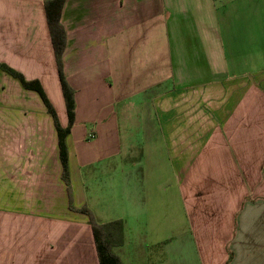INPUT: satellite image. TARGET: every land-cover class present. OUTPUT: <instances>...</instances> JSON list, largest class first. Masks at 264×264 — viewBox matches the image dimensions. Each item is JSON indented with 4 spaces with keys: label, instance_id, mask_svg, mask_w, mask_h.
<instances>
[{
    "label": "crops",
    "instance_id": "1",
    "mask_svg": "<svg viewBox=\"0 0 264 264\" xmlns=\"http://www.w3.org/2000/svg\"><path fill=\"white\" fill-rule=\"evenodd\" d=\"M44 1L0 0V62L38 80L66 126ZM60 22L74 90L64 138L73 207L86 205L75 199L76 169L138 155L136 187L126 171L127 202L111 219L130 223L144 250L168 240L153 264H264V0H64ZM0 89L10 112L0 141L15 159L1 169L11 190L0 200V264H99L88 217L69 208L51 115L1 70ZM99 139L104 147L87 146ZM36 178L42 195L24 199L20 181ZM179 197L180 244L162 239L176 228ZM125 244L124 233L112 248L122 264Z\"/></svg>",
    "mask_w": 264,
    "mask_h": 264
},
{
    "label": "rangeland",
    "instance_id": "2",
    "mask_svg": "<svg viewBox=\"0 0 264 264\" xmlns=\"http://www.w3.org/2000/svg\"><path fill=\"white\" fill-rule=\"evenodd\" d=\"M0 92H1V89H0ZM4 97L5 95L3 92L2 103H0V108L3 109V111L0 110V125H2V122H3L2 120H10V112L7 111V108L2 105L4 104ZM8 100H9L8 98L5 100L7 104L9 102ZM51 100H52L53 106L55 107L57 111L59 120L61 122L63 120V105L59 104L57 100L52 96H51ZM36 104H37V101L36 103L34 102V105ZM48 117L50 118V116ZM61 124L65 126L64 121H62ZM1 130L2 128L0 126V131ZM122 130L123 128H119V132H120L119 135L120 137H125L126 133H123ZM138 132L139 131H137V129H133L132 133L129 134V136L136 139L138 137ZM100 139L98 140L99 144H97L99 145L98 148H93L92 146H95V145L92 142L90 143V145L92 146H89V145L87 146L91 150L93 149L96 150V149H100L101 147H104L105 144L101 142V140L103 139L101 140ZM13 146L14 145L10 143L0 141V200H2L6 196V194H10L9 190H11L10 183L8 180L9 173L5 172L4 175H2L3 172L1 169L9 168V165L15 161L13 155H11ZM127 147L133 148V154L136 153L137 145H127V144L121 145L120 151L121 152L127 151ZM137 157L138 155H125V156L119 155V156H116L115 160L108 159V160H104L103 162L99 164L80 167L79 169L75 170L74 180L76 181L77 178H80V182L82 184L81 191L78 186H75L76 202L82 203V204L85 203L86 205H84V207H86L91 212L94 220L97 223L109 222L110 220H112L111 218L113 217V215L116 216V213L120 214L122 203L127 202L124 198V195L121 193L122 186L127 183L126 179L128 176L126 177L124 175L125 173H127L126 171H129L128 173H130V183L135 184L132 186L136 187L137 176L135 174L136 173L135 170L139 166ZM30 185L33 188L34 187L37 188L38 186L40 187L36 189L37 191L34 190L35 192H31L27 190V187ZM19 186L23 189H21L18 193H21L25 199L26 196H29V197L41 196L42 190L44 188L43 186H45V183L43 182L42 179L38 178L37 180L36 178L33 184L26 182V181H20ZM132 192L135 193L136 189H133ZM14 196H16V193H14ZM163 198L166 199L167 195L163 196ZM181 202L183 204V199L182 197L181 199L179 197V205H178V211H177L178 221H177L176 228L171 230V232H168L166 234L163 233L162 235V239L165 240V238H170V235L173 234L174 238L177 237V239L174 240V243H178V244L182 242V240H180L182 235H175V234L182 232L187 227V223H186L187 221L185 218V214L184 212L182 214V210H181ZM2 211H4V209H2ZM4 212L9 213L10 211L7 210ZM11 213L16 214L15 212H11ZM85 215L88 217L87 214ZM88 221H89V217H88ZM133 226H135L136 228V225H133ZM161 226L163 229L166 227V224L164 223V218H163V224H161ZM123 229H124L125 239H126L124 251H128V254L130 257L128 264H153V262L155 261L156 253L161 249H163L164 251V248L165 249L169 248L168 240H167V241L160 242L161 247L159 248L161 249L151 248V249L144 250V248L141 247L143 240L139 238V236L137 235V232L132 229V225L128 223Z\"/></svg>",
    "mask_w": 264,
    "mask_h": 264
},
{
    "label": "trees",
    "instance_id": "3",
    "mask_svg": "<svg viewBox=\"0 0 264 264\" xmlns=\"http://www.w3.org/2000/svg\"><path fill=\"white\" fill-rule=\"evenodd\" d=\"M64 0H45L44 8L50 40L54 52L57 73L61 85V91L65 103L67 124L61 127L53 105L46 97L38 80H25L23 75L5 63L0 62V70L17 79L25 89H31L38 93L43 101L47 112L51 115L54 127L57 132L59 156L62 166L61 178L65 183L68 193L69 207L71 210L85 213L89 217V224L92 229L93 239L97 252L99 264H122L119 257L112 251L114 246L123 243V221L115 219L105 223H97L91 212L86 207L74 208L72 206L71 190L69 184V172L67 167V151L64 143L65 136L70 132L74 116V90L67 83L63 74L62 54L65 48V30L60 22V13Z\"/></svg>",
    "mask_w": 264,
    "mask_h": 264
}]
</instances>
